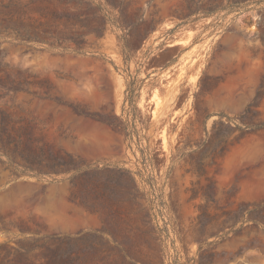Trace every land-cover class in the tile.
I'll list each match as a JSON object with an SVG mask.
<instances>
[{
  "label": "rangeland",
  "instance_id": "obj_1",
  "mask_svg": "<svg viewBox=\"0 0 264 264\" xmlns=\"http://www.w3.org/2000/svg\"><path fill=\"white\" fill-rule=\"evenodd\" d=\"M0 135V264H264V0H0Z\"/></svg>",
  "mask_w": 264,
  "mask_h": 264
},
{
  "label": "trees",
  "instance_id": "obj_2",
  "mask_svg": "<svg viewBox=\"0 0 264 264\" xmlns=\"http://www.w3.org/2000/svg\"><path fill=\"white\" fill-rule=\"evenodd\" d=\"M3 133H4V135H6V132H3ZM12 145H15V142L10 140L9 138H4L0 135V154L5 156L15 166H20V164L14 159V154L16 153V148L12 147ZM63 164H64V162H61L59 160L58 162H56V164H54L53 167H60ZM52 239H53V241H56V240L60 241L59 237H53ZM45 260H46L45 261L46 264H55L59 261L56 259V257L52 258L49 256H47Z\"/></svg>",
  "mask_w": 264,
  "mask_h": 264
}]
</instances>
